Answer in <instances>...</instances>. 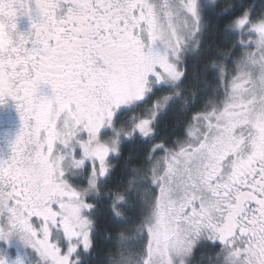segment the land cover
Segmentation results:
<instances>
[{
  "label": "snow or ice",
  "instance_id": "1",
  "mask_svg": "<svg viewBox=\"0 0 264 264\" xmlns=\"http://www.w3.org/2000/svg\"><path fill=\"white\" fill-rule=\"evenodd\" d=\"M0 77V264H264V0H0Z\"/></svg>",
  "mask_w": 264,
  "mask_h": 264
},
{
  "label": "flooded vegetation",
  "instance_id": "2",
  "mask_svg": "<svg viewBox=\"0 0 264 264\" xmlns=\"http://www.w3.org/2000/svg\"><path fill=\"white\" fill-rule=\"evenodd\" d=\"M18 27L21 31H27L29 21L26 17L20 18ZM45 94H50V89H45ZM21 127L19 114L14 102L9 101L6 106H0V158H7L10 154L8 143L14 141ZM13 255L15 252L13 251Z\"/></svg>",
  "mask_w": 264,
  "mask_h": 264
},
{
  "label": "clouds",
  "instance_id": "3",
  "mask_svg": "<svg viewBox=\"0 0 264 264\" xmlns=\"http://www.w3.org/2000/svg\"><path fill=\"white\" fill-rule=\"evenodd\" d=\"M18 91L17 86L6 77H0V97H11ZM24 177H29L35 180L42 179L39 169L33 164H26L21 169Z\"/></svg>",
  "mask_w": 264,
  "mask_h": 264
},
{
  "label": "trees",
  "instance_id": "4",
  "mask_svg": "<svg viewBox=\"0 0 264 264\" xmlns=\"http://www.w3.org/2000/svg\"><path fill=\"white\" fill-rule=\"evenodd\" d=\"M222 3H231L232 0H221ZM257 3L260 2V0H256Z\"/></svg>",
  "mask_w": 264,
  "mask_h": 264
}]
</instances>
